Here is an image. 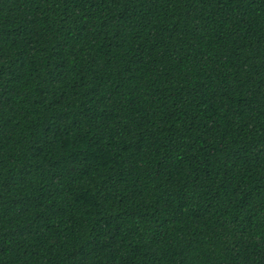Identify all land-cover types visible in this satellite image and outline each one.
<instances>
[{
	"label": "trees",
	"instance_id": "obj_1",
	"mask_svg": "<svg viewBox=\"0 0 264 264\" xmlns=\"http://www.w3.org/2000/svg\"><path fill=\"white\" fill-rule=\"evenodd\" d=\"M0 264H264V0H0Z\"/></svg>",
	"mask_w": 264,
	"mask_h": 264
}]
</instances>
